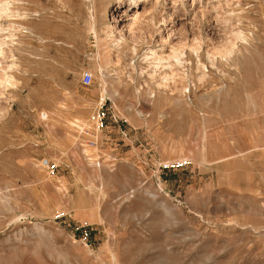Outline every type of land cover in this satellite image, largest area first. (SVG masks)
I'll use <instances>...</instances> for the list:
<instances>
[{
	"label": "rangeland",
	"instance_id": "1",
	"mask_svg": "<svg viewBox=\"0 0 264 264\" xmlns=\"http://www.w3.org/2000/svg\"><path fill=\"white\" fill-rule=\"evenodd\" d=\"M10 1L29 19L0 20V264H264V0L230 9L250 41L206 63L205 93L154 102L132 68L148 44L119 63L99 45L119 0ZM206 26L177 43L189 62L196 38L216 43Z\"/></svg>",
	"mask_w": 264,
	"mask_h": 264
},
{
	"label": "bare ground",
	"instance_id": "2",
	"mask_svg": "<svg viewBox=\"0 0 264 264\" xmlns=\"http://www.w3.org/2000/svg\"><path fill=\"white\" fill-rule=\"evenodd\" d=\"M178 2L184 6L189 3V0H119L118 6L111 12V15L104 17V24L97 31L99 45L105 44L109 57L116 54L118 63L121 53L128 49L131 43L148 44L146 45L147 50L141 55L138 49H132V68L135 70L138 62H144L149 66L145 72L148 82L137 89L136 94L150 102H154L160 95L180 100L190 96L194 90L198 89L197 91L201 93L207 91L209 66L212 69H218L219 60L221 63L235 62L237 56L250 41L242 31L238 32L231 26L228 13L230 9L235 12L236 8L234 9L233 6L236 0H191L192 4L182 18L177 14ZM12 4L10 0H0V20L12 17L25 21L29 19V15L15 14L12 11ZM236 12L234 15L236 14L237 17H234L239 19L240 15ZM203 24L208 27L210 41L216 43H210L212 48L207 46L210 49L205 52V43L201 38H194L195 41L190 47V56L193 61L189 62L185 58L186 51L183 47L177 48V43L189 33L187 31L191 28L201 27ZM18 26L15 25V29ZM225 37L229 41L226 42L227 45L221 46L222 44L219 43L222 40L224 42ZM11 43H14L13 38ZM6 45L5 42L0 41V67H2L1 60L6 54ZM180 45L182 46L181 43ZM109 49L111 51H108ZM203 51L206 62L201 57ZM12 64L15 65L13 61ZM192 65L201 70V74L197 76L198 88L190 84L189 74L188 76L185 74V69ZM3 80V83L16 85L14 77L10 75L5 76ZM133 80L130 77L129 81L133 82Z\"/></svg>",
	"mask_w": 264,
	"mask_h": 264
},
{
	"label": "built area",
	"instance_id": "3",
	"mask_svg": "<svg viewBox=\"0 0 264 264\" xmlns=\"http://www.w3.org/2000/svg\"><path fill=\"white\" fill-rule=\"evenodd\" d=\"M93 75L90 72H84L83 76H82V82L85 86H90L93 83ZM41 165L43 168H45L50 174L54 175L56 172V165H54L53 163H51L49 160L44 159L41 162ZM86 237H88V233L85 234Z\"/></svg>",
	"mask_w": 264,
	"mask_h": 264
}]
</instances>
